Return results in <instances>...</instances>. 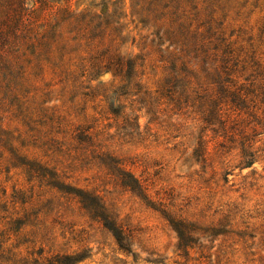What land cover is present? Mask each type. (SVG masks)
Here are the masks:
<instances>
[{
  "label": "rangeland",
  "instance_id": "obj_1",
  "mask_svg": "<svg viewBox=\"0 0 264 264\" xmlns=\"http://www.w3.org/2000/svg\"><path fill=\"white\" fill-rule=\"evenodd\" d=\"M203 2L111 0L99 37L30 71L19 104L1 112L12 140L0 136V264H264V0L215 9L213 44L222 34L247 62L232 79L262 86L235 112L218 85L182 71L200 63L194 54H180L175 69L166 62L181 11L196 30ZM118 59L133 60L131 77L105 69ZM212 95L223 107L216 119ZM78 194L111 217L126 250ZM172 223L188 227V246Z\"/></svg>",
  "mask_w": 264,
  "mask_h": 264
},
{
  "label": "trees",
  "instance_id": "obj_2",
  "mask_svg": "<svg viewBox=\"0 0 264 264\" xmlns=\"http://www.w3.org/2000/svg\"><path fill=\"white\" fill-rule=\"evenodd\" d=\"M189 2L193 4L194 0H189ZM220 2L221 0H204L205 7L201 10H198V7L194 8L195 11L198 10L195 19L201 22L196 30H192V25L187 24L192 14L188 16L186 11H181L179 32L178 34H176L177 32L171 34L176 38V42L170 47L174 49L172 51L165 50L166 62L169 61L175 69L176 62L181 60L180 54L184 52L194 54L196 57L193 59L199 61L203 68L200 63L184 62L183 68L185 69L182 71L187 73V76H191L198 84L211 80L214 85H218V94L226 95V98L230 99L229 102H225L224 106H231L235 112L240 110L243 103L247 102L248 96L254 95L259 91L256 89H261L262 86L255 87V84L251 83L247 87L244 85L238 87L232 76L238 72L237 67L240 63L247 64L246 60L242 59L243 52L237 54L234 49L236 43L222 38V34L216 38V45L213 44L212 38L218 34V32H214L213 17ZM111 5V0H104L101 3L94 0H0V136L6 137V141H2L4 146H7L12 140V134L4 130V118L1 112L8 109V101L11 104L14 102L19 104L17 92L24 88L30 71H42L45 63L48 65L56 62L64 63L70 56L78 53L81 42L87 35H89V39L99 37L102 34V24H97V22L107 16ZM204 19L208 22H202ZM205 25L208 26L205 33L208 36L198 32L205 28ZM165 35H167L166 32ZM180 37L184 38V42L179 39ZM210 46L212 48H209ZM218 56H220V65L211 66L209 61L212 60L217 63ZM256 66L262 68L257 63L252 67ZM105 69L108 71L116 70L121 73L126 71L127 76L131 77L135 64L133 60L126 62L121 59L111 60ZM243 69L245 71L246 66H243ZM176 78L182 80V75L177 73L173 80ZM169 83L171 84V82ZM214 99L215 95L210 96L208 103H211V107L206 105L209 108L207 111L211 119L223 115V107L216 104L218 100L214 101ZM216 108L218 109L216 110ZM24 114H27V111L24 110ZM24 118L29 120L26 116ZM247 165L251 166L252 163L248 162ZM30 172H33L32 168H30ZM34 173H38V171H34ZM122 184L134 193H140L142 190L136 180L126 175L122 179ZM78 196L85 208L90 210L95 218L101 219L104 227L113 233L120 247L126 250L123 244V233L115 227L111 217L106 216L102 211L103 208L97 205L93 199L79 194ZM172 227L179 236L180 246H188V243L192 242V236L187 231L188 227L185 224L172 223ZM80 259L65 256L56 258L51 264H75Z\"/></svg>",
  "mask_w": 264,
  "mask_h": 264
}]
</instances>
